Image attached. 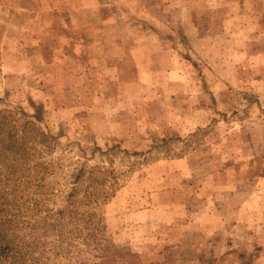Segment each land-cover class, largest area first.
Returning a JSON list of instances; mask_svg holds the SVG:
<instances>
[{
    "label": "rangeland",
    "instance_id": "rangeland-1",
    "mask_svg": "<svg viewBox=\"0 0 264 264\" xmlns=\"http://www.w3.org/2000/svg\"><path fill=\"white\" fill-rule=\"evenodd\" d=\"M7 107L113 173L121 264H264V0H0Z\"/></svg>",
    "mask_w": 264,
    "mask_h": 264
},
{
    "label": "trees",
    "instance_id": "trees-1",
    "mask_svg": "<svg viewBox=\"0 0 264 264\" xmlns=\"http://www.w3.org/2000/svg\"><path fill=\"white\" fill-rule=\"evenodd\" d=\"M38 121L0 109V264H121L99 214L113 173L81 164L61 177Z\"/></svg>",
    "mask_w": 264,
    "mask_h": 264
}]
</instances>
